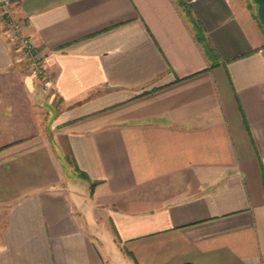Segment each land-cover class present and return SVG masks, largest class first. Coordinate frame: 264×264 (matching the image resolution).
Wrapping results in <instances>:
<instances>
[{
	"label": "crops",
	"instance_id": "0c3cea01",
	"mask_svg": "<svg viewBox=\"0 0 264 264\" xmlns=\"http://www.w3.org/2000/svg\"><path fill=\"white\" fill-rule=\"evenodd\" d=\"M13 2L49 80L0 23V264H264L255 0Z\"/></svg>",
	"mask_w": 264,
	"mask_h": 264
},
{
	"label": "built area",
	"instance_id": "2783aa9c",
	"mask_svg": "<svg viewBox=\"0 0 264 264\" xmlns=\"http://www.w3.org/2000/svg\"><path fill=\"white\" fill-rule=\"evenodd\" d=\"M0 15L1 20L4 21V30L6 37L9 40L18 44V51L21 57L31 64L34 73L44 82L45 84L49 80L48 72L45 70L42 60L35 53V46L33 42L22 33V20L19 21L14 18V10L12 0H0Z\"/></svg>",
	"mask_w": 264,
	"mask_h": 264
},
{
	"label": "water",
	"instance_id": "95a60500",
	"mask_svg": "<svg viewBox=\"0 0 264 264\" xmlns=\"http://www.w3.org/2000/svg\"><path fill=\"white\" fill-rule=\"evenodd\" d=\"M257 3V17L262 25H264V0H255Z\"/></svg>",
	"mask_w": 264,
	"mask_h": 264
},
{
	"label": "trees",
	"instance_id": "16d2710c",
	"mask_svg": "<svg viewBox=\"0 0 264 264\" xmlns=\"http://www.w3.org/2000/svg\"><path fill=\"white\" fill-rule=\"evenodd\" d=\"M186 14L190 16V13L188 11H186ZM195 26H196V23H195ZM195 28H196L195 31H196V34H197V38L200 39L204 43V46H205L206 50L208 51V53L213 56L214 52L212 51V49L210 48V46L208 45L206 40H204L203 37L200 36V32H199V29H197V26ZM81 175L83 177H86V176L83 175V173H81ZM91 185H93V183Z\"/></svg>",
	"mask_w": 264,
	"mask_h": 264
},
{
	"label": "rangeland",
	"instance_id": "374dc122",
	"mask_svg": "<svg viewBox=\"0 0 264 264\" xmlns=\"http://www.w3.org/2000/svg\"><path fill=\"white\" fill-rule=\"evenodd\" d=\"M12 3H13V7H14V2H13V0H12ZM13 16H14V18H16L17 20L21 21V19L15 17V15H13ZM1 18H2V16L0 15V23H1L2 31H3L4 34H5V30H4V21L1 20ZM21 26H22V28H23V26H24V22H23V21H22ZM22 28H21V29H22ZM22 33H23V31H22ZM23 34H24V33H23ZM5 35H6V34H5ZM24 35H25V34H24ZM6 36H8V35H6ZM26 36H27V35H26ZM27 37H28V36H27ZM7 39L9 40L8 37H7ZM9 41H10L11 44H13L14 48H17V47H18V44H14L15 42H13L12 40H9Z\"/></svg>",
	"mask_w": 264,
	"mask_h": 264
}]
</instances>
